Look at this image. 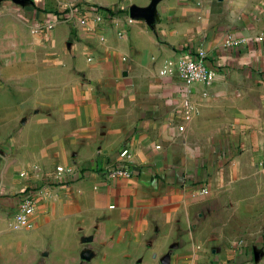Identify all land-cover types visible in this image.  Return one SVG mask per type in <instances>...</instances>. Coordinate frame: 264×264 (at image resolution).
Here are the masks:
<instances>
[{
  "label": "crops",
  "instance_id": "obj_1",
  "mask_svg": "<svg viewBox=\"0 0 264 264\" xmlns=\"http://www.w3.org/2000/svg\"><path fill=\"white\" fill-rule=\"evenodd\" d=\"M20 1L27 6L12 7L29 11L30 24L12 25L22 34L17 58L28 63L11 120L0 113V124L22 126L15 140L27 142L29 159L19 162L34 167L38 188L27 227L0 224V264H81L88 252L91 264H222L256 247L264 0ZM67 6L69 19L36 30ZM94 6L112 13L97 21ZM228 38L243 42L226 46ZM189 49L218 70L212 83L185 87L176 73L160 74ZM3 101L0 93V111ZM106 163L132 173L107 178ZM58 165L69 171L45 186ZM229 192L234 227L215 213ZM19 194L5 198L14 212Z\"/></svg>",
  "mask_w": 264,
  "mask_h": 264
},
{
  "label": "rangeland",
  "instance_id": "obj_2",
  "mask_svg": "<svg viewBox=\"0 0 264 264\" xmlns=\"http://www.w3.org/2000/svg\"><path fill=\"white\" fill-rule=\"evenodd\" d=\"M25 1L20 0H0L1 5L4 6V13H0V93L3 94L4 109L0 111L3 114L5 121H10L11 116L15 110L11 109L14 101L19 96L18 93H14L16 87H18L17 72L19 70H26V61H19L20 47L19 39L22 38L21 29L19 26H13L12 21H21L24 26L30 24L29 18L31 13L25 10L24 16H20L18 11L12 6L21 4L27 6ZM15 3V4H14ZM12 7V9H11ZM52 6L39 5L37 10H46L53 12ZM8 14V18L3 14ZM17 22V24L19 23ZM25 35V34H24ZM37 51H41L37 49ZM26 52V50H25ZM20 86V84H19ZM18 127L22 126L14 124H0V224L1 222H7L9 229L14 230L11 224V216L13 214V208L5 206V198L14 196L15 194L23 191H34L38 188L33 177L29 176L33 166L28 164H22V160H28L26 156L22 157V154L26 152L27 142L24 140H15L17 138ZM20 157V158H19ZM19 160H21L19 162ZM19 167V168H18ZM28 167V168H27ZM30 169V170H29ZM23 170V171H22ZM29 170V171H28ZM264 176V174H261ZM33 176V175H32ZM261 200H260V214L264 215V177H261ZM235 193L229 192L223 197L224 203L215 208L216 214H225L232 222V227L235 226L233 213H235V207L232 206V197ZM216 207V206H215ZM2 210V211H1ZM236 218V217H235ZM20 230V229H17ZM262 236L258 241L253 238L252 243L257 244L256 247H246L243 251L230 254L222 264H264V231L260 232ZM92 253L88 252L84 254L81 264H91Z\"/></svg>",
  "mask_w": 264,
  "mask_h": 264
},
{
  "label": "built area",
  "instance_id": "obj_3",
  "mask_svg": "<svg viewBox=\"0 0 264 264\" xmlns=\"http://www.w3.org/2000/svg\"><path fill=\"white\" fill-rule=\"evenodd\" d=\"M75 6H67L54 14V17L48 21L39 22L36 30L40 28L52 29L55 24L60 20L69 19L73 15ZM95 18L97 21H103L111 13H108L107 8L94 6ZM127 22L131 23L132 18L127 12ZM124 32H119L123 35ZM264 38V31L257 36L258 40ZM243 41L235 38H228L225 41L226 46H240ZM218 70L207 63V55L201 50L189 49L182 52L176 62L169 61L165 64L164 68L160 71L161 75L175 74L183 82L185 87L200 82L205 84L212 83L217 77ZM182 128V127H179ZM119 156L124 158L128 156V149L123 148L119 152ZM124 163V162H123ZM69 169L64 168L62 165L55 167L54 172L47 177L45 186L51 185L59 181L60 175ZM103 176L107 178H115L118 176L131 175V170L123 165L117 166L115 164L106 163L103 168ZM34 196L32 191H23L18 195V204L16 211L11 216V224L13 229H22L31 223V216L34 212Z\"/></svg>",
  "mask_w": 264,
  "mask_h": 264
},
{
  "label": "water",
  "instance_id": "obj_4",
  "mask_svg": "<svg viewBox=\"0 0 264 264\" xmlns=\"http://www.w3.org/2000/svg\"><path fill=\"white\" fill-rule=\"evenodd\" d=\"M129 15H130L132 18H134V17H135V15L133 14V12H132V11H129Z\"/></svg>",
  "mask_w": 264,
  "mask_h": 264
},
{
  "label": "trees",
  "instance_id": "obj_5",
  "mask_svg": "<svg viewBox=\"0 0 264 264\" xmlns=\"http://www.w3.org/2000/svg\"><path fill=\"white\" fill-rule=\"evenodd\" d=\"M108 13H109V14L112 13V10L108 9Z\"/></svg>",
  "mask_w": 264,
  "mask_h": 264
}]
</instances>
